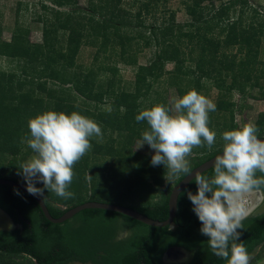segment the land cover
I'll return each mask as SVG.
<instances>
[{
  "label": "trees",
  "instance_id": "obj_1",
  "mask_svg": "<svg viewBox=\"0 0 264 264\" xmlns=\"http://www.w3.org/2000/svg\"><path fill=\"white\" fill-rule=\"evenodd\" d=\"M168 1L88 0L87 7L80 8L78 0H48L49 6L41 4L45 13L36 18L43 27L42 44L29 41V28L18 18L9 41L1 39L0 29V58L16 64L20 73L0 72V179L25 185L19 166L34 154L25 138H30L28 120L37 114L77 111L102 130V140L91 138V149L73 166L68 190L74 197L63 199L44 190L42 199L51 217L59 218L65 210L50 202L68 210L107 196L152 220H166L168 196L185 175L169 178L163 165L152 166V155L133 150L148 128L146 121L135 120L139 111L155 103L170 108L166 99L170 88L178 98L190 89L207 92L201 80H210L218 95L208 127L218 126L221 118L224 132L239 128L234 123V91L246 96V90H258L264 98V12L251 8L249 0H179L187 20L176 23L174 12L164 16ZM244 9L249 16L234 18ZM149 16L152 20L147 23ZM82 47L95 49L94 59L118 48L119 63L135 70L133 81L126 84L115 78L117 71L110 66L97 69L110 72L109 76L94 79V69L84 72L76 64ZM144 49L151 51V58L139 64L137 56ZM167 64L171 70H165ZM186 68L194 69V77ZM155 82L162 87L160 92L154 90ZM79 98L93 106L78 102ZM256 126L258 136L264 137V114ZM221 148L194 150L188 157L191 169L219 154ZM203 173L211 176L212 169ZM35 186L43 188L42 183ZM187 191L195 194L194 180L178 197L172 226L158 228L99 209H85L53 224L29 195L0 185V208L21 225L14 231H0V264H72L98 257L99 264H160L162 253L172 246L194 252L190 264H227L212 253L208 238L201 234ZM243 225L238 242L250 253L264 243V213L249 216ZM124 230L127 237L116 241ZM102 251L108 256H100ZM257 255L250 264H258Z\"/></svg>",
  "mask_w": 264,
  "mask_h": 264
},
{
  "label": "clouds",
  "instance_id": "obj_2",
  "mask_svg": "<svg viewBox=\"0 0 264 264\" xmlns=\"http://www.w3.org/2000/svg\"><path fill=\"white\" fill-rule=\"evenodd\" d=\"M214 111L216 105L195 89L177 98L171 108L152 104L135 117L148 125L140 147L147 144L153 150L152 166L163 165L169 178L192 174L189 181L194 180L196 192L187 191V197L212 253L227 264H250V253L238 241L244 220L264 212V140L253 123L226 130L221 134V154L211 162L212 175L193 172L188 159L193 148L211 150L216 142V132L208 127L209 113ZM28 128L30 138L25 142L34 154L18 172L27 192L43 197L46 189L63 199L73 198L68 190L73 166L91 149V138L102 140L101 127L77 111L47 110L30 118ZM37 182L43 188L36 187Z\"/></svg>",
  "mask_w": 264,
  "mask_h": 264
},
{
  "label": "rangeland",
  "instance_id": "obj_3",
  "mask_svg": "<svg viewBox=\"0 0 264 264\" xmlns=\"http://www.w3.org/2000/svg\"><path fill=\"white\" fill-rule=\"evenodd\" d=\"M227 2L228 0H223ZM250 6L257 7L260 14L264 12V0H249ZM126 4L131 2V0H124ZM41 4H45L49 6L48 0H0V29H1V39L4 41H9L11 33L15 26V19L23 23L25 26L29 28V41L32 43H43V27L41 23L36 21L37 16H40L45 13V11L41 8ZM78 5L80 8H86L88 5V0H78ZM219 3H215V6H218ZM166 14L164 16L168 18L171 12L175 13L174 19L176 23H183L187 20V17L184 13L183 5L179 2V0H169L165 5ZM160 7V6H159ZM161 8V7H160ZM242 14V12H241ZM238 11L237 14L234 15V18L238 17L239 15L243 18H246L247 15L249 16L248 10L244 9L243 14L241 15ZM160 14H157L159 17ZM150 16L147 19V23L151 22ZM160 20V18L158 19ZM95 49L91 47H82L79 49L78 55L76 56V64L81 66L84 69V72H87L89 69H94L95 76L94 79H103V77L109 76L110 72H98L97 69H102L104 66L114 67L117 71V76L115 78H120L124 83H130L133 81L135 70L131 67L122 65L119 63L118 60V48H111L107 50L106 53L99 55L97 59H94ZM262 56L264 58V49L262 50ZM151 58V51L149 49L142 50L141 53L137 56V61L139 64H145ZM172 65L167 64L165 70H171ZM16 64L6 60L5 58H0V72L4 74H8L10 72H17ZM188 71V75L194 77L193 75V68H186ZM20 73L17 72V75ZM50 82V81H49ZM202 83H206L209 90L207 92L203 91L202 94L210 99L214 104L216 102V98L218 95L217 89L213 86V81L210 80H201ZM228 85V83H226ZM154 90L160 92L162 87L160 86L159 82H155L153 84ZM264 91V89H263ZM246 96L240 95L238 92L234 91L232 94V100L235 103V116H234V123L237 124L238 127L242 126L245 123H253L256 125L258 117L261 114H264V98L260 97L261 93L258 90H249L245 91ZM154 97V96H153ZM178 98L177 92L175 89L170 88L166 91V99L170 105V108L173 106L174 101ZM78 102H83L86 105L93 106L91 102L79 98ZM148 104V101L145 102ZM108 105H104L103 108H107ZM211 115V114H210ZM212 119L215 118L214 114L211 115ZM218 126L213 127L211 130L216 132V142L213 146V149L220 147L223 144L221 139V132L222 126V119L219 118ZM142 141H136L133 145V150L143 155H153L154 152L152 149L149 148L147 144H144L140 147ZM203 147H195L193 148L191 156L194 155V150L200 151ZM209 150V149H208ZM30 154L26 161L32 156ZM40 182H37L36 185L39 186ZM154 197L156 193H153ZM138 200V199H137ZM149 201H156V198L149 200ZM103 203L109 204H116L113 199H109L105 196L102 201ZM137 202V201H136ZM60 205V204H58ZM64 208L66 206L60 205ZM127 230L122 231L120 237L126 236ZM259 254L257 255V262L258 264H264V243L261 245L259 249ZM21 261V258H18Z\"/></svg>",
  "mask_w": 264,
  "mask_h": 264
},
{
  "label": "water",
  "instance_id": "obj_4",
  "mask_svg": "<svg viewBox=\"0 0 264 264\" xmlns=\"http://www.w3.org/2000/svg\"><path fill=\"white\" fill-rule=\"evenodd\" d=\"M260 139L264 140V137H261ZM220 154H221V152L217 155H220ZM214 158H215V156L212 157L211 159L205 161L204 163L200 164L199 166L194 168L192 171L195 172L197 170H200L202 172H205V171L209 170L211 168V162L214 160ZM191 178H192V174H190L188 177H186V176L183 177L171 189V192L168 196V202H167L168 217L164 221L152 220V219L138 213L137 211L132 210V209L125 207V206H120V205H116V204H109V203H102V202H94V201L85 202L83 204L77 205V206L70 208L68 210H66L64 207H62L58 204L50 202L51 206H53L54 208L59 209V210H65V212L63 213L62 216H60L59 218H53L50 216L42 197L29 194L26 190L25 185L20 184L16 181H13V180H6V179H0V185L15 188V189L29 195L33 200H35V202L39 206L44 217L49 222H51L53 224H61V223L65 222L66 220H69L70 218H72L78 212H81L85 209H99V210L116 212L118 214L127 216L131 219H134V220H136L142 224H145L147 226L163 228V227H167V226H169V227L172 226L173 220H174L176 212H177L178 197L182 193V191L189 185V183H190L189 180ZM9 224L12 225V228L10 230L21 228V226L15 225V223L13 222V220L11 219L9 214L0 208V230L9 231V228H8ZM262 244L254 247V249L250 252L251 261L255 258V256L259 252V249H260ZM177 254H184L186 256L190 255V253H187V251L183 248L172 247L170 249H167L166 252L164 253V260H166V261L173 260V257ZM251 261H250V263H251ZM72 264H84V263L74 262ZM85 264H92V263H85Z\"/></svg>",
  "mask_w": 264,
  "mask_h": 264
},
{
  "label": "flooded vegetation",
  "instance_id": "obj_5",
  "mask_svg": "<svg viewBox=\"0 0 264 264\" xmlns=\"http://www.w3.org/2000/svg\"><path fill=\"white\" fill-rule=\"evenodd\" d=\"M262 211H264V209H262ZM264 212H258V213H256V214H254V215H260V214H263ZM10 216V215H9ZM11 217V216H10ZM12 219V218H11ZM13 220V219H12ZM14 222V221H13ZM15 225H18V226H21L20 224H16L15 223ZM14 230H16V229H13V230H9V231H14ZM0 231H2V230H0ZM9 231H7V232H9ZM4 232H6V231H4ZM121 233V232H120ZM120 233H118V235H117V238H116V241H120V240H122L123 238H125V237H127V235H128V233L126 234V236L124 237V236H122V238L120 237ZM111 243H113V242H110V243H108V245H110ZM106 246V247H108L109 248V246ZM105 247V248H106ZM172 247H180V248H183V249H185L186 251H187V253H190V255H188V256H186V255H184V254H177V255H175L174 257H173V260H170V261H166V260H164V253L166 252V250L167 249H170V248H172ZM172 247H169V248H167V249H165L164 250V252L162 253V255H161V257H160V264H190L191 262H192V260H193V258H194V252H192V251H190V250H187L186 248H184V247H181V246H172ZM107 253L108 252H106L105 253V251H102V252H100L99 254H100V256H105V255H107ZM108 256V255H107ZM99 258V257H98ZM98 258H95V259H97V260H89L88 262H85V263H92V264H99V263H101L99 260H98ZM97 261H99V262H97ZM80 263H82V262H80ZM84 263V264H85Z\"/></svg>",
  "mask_w": 264,
  "mask_h": 264
}]
</instances>
